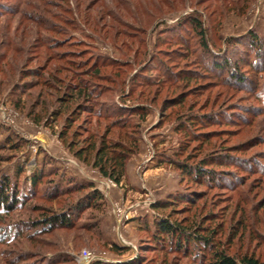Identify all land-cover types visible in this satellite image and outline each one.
Returning a JSON list of instances; mask_svg holds the SVG:
<instances>
[{
	"label": "rangeland",
	"instance_id": "obj_1",
	"mask_svg": "<svg viewBox=\"0 0 264 264\" xmlns=\"http://www.w3.org/2000/svg\"><path fill=\"white\" fill-rule=\"evenodd\" d=\"M30 1L42 4L38 0ZM51 1L49 8L52 15L44 13L43 9H38L41 11L39 14L46 16L50 25L63 28L65 36L67 34L85 40L82 45L69 49L83 48L84 58H96L100 65L106 59L117 61L114 64L116 68L125 66L127 63L124 61L128 60L129 65L123 76L124 88L127 90L136 85L131 98L135 103L146 102L149 113L141 123L138 152L128 162L126 177L121 183L103 177L97 168L75 157L58 136L68 114L59 117L57 122L50 119L55 109L60 108L55 96L57 91L52 87L42 89L41 86L33 87L25 94L14 93V90L19 82L29 79L23 77L26 68L40 66L44 70V78L51 71L59 69L56 73L63 77L67 74L65 65L77 68L71 64L70 58L79 59L73 55L47 58V52L65 48L49 50L48 46L43 47L39 39L42 36H65L49 31L50 28L44 29L17 13L19 9H29L28 12L38 14L33 7L21 4L19 0H0V4H7L12 11L0 15V52L4 53L0 55V156L4 158L0 163V174L8 173L14 175L15 179L16 167L23 165L25 173L15 181L21 184L30 178L36 167L43 165L57 171L55 175L72 176L79 183L92 182L105 201L102 209L87 207L81 215L74 217L73 227L58 228L49 234H35L30 222L41 213V209L36 207L60 210L69 206L70 197L72 201L77 196L81 199L90 191L87 188L54 200L37 195L42 192L54 194V190L45 189L48 186V177H45L39 188H36V194L28 197L25 207L8 217L3 216L4 219L0 221V236L13 224L16 227L13 232L20 230L23 234L10 237L8 241L4 239V242L0 238V264H79V256L85 251L102 257L88 264L99 260L105 264L119 263L113 261L130 260L136 258L137 254L143 256L142 264L162 261L166 262L164 264H201L175 253L139 252V242L145 236L140 228L143 222L153 221L152 204L167 198L169 194L182 191V183H186L185 180L179 183L180 170L166 163L169 158L177 157L174 154L181 143L183 153L179 157L182 159L190 152L199 154L197 148L200 142L203 144L202 154L218 150L250 159L264 155V63L256 71L248 62L242 63V59L249 60L251 65L254 62L253 52L243 44L248 43V35L254 32L264 40V0ZM189 16L201 19L207 31L211 54L205 51L188 23H183ZM114 19L121 20L123 24L116 23ZM181 36L191 44L189 53H182L187 51V45H181ZM158 38L168 41L159 42ZM235 39L243 43L235 45ZM143 49L149 53V65L148 62L141 63ZM216 52H220L232 64L240 62L242 70L249 77L245 85L227 83L216 74L206 73V61L209 57H216ZM146 66H149L148 70H145ZM162 67L169 68L175 76V86H169L168 81H152L141 85L133 83L135 79L131 78L132 75L137 73L138 81H143L144 75L157 77ZM112 69L113 65L101 68L102 72ZM178 77L181 79L178 80ZM102 83L111 87H105L99 99L111 103L108 100H114L120 93L121 84L111 81ZM181 91L185 92L184 102L177 104L178 101H175L165 109L164 100ZM18 96L22 99L19 107L14 104ZM35 102L40 103L33 106ZM190 107L194 112L208 113L221 109L230 113L235 110L240 117L235 116L237 121L230 124L206 126L205 130L213 131L206 141H190L187 147L184 143L187 141L185 133L177 132L176 124L178 112ZM32 112H40L43 116L40 123H35L30 117ZM246 118L247 122L244 121ZM90 119L91 124L88 123ZM98 120L83 112L73 123L71 131L79 130L80 139L88 134L84 129L87 126L102 133L103 123L102 127L99 124L103 121L99 123ZM118 130L113 128L111 135L115 136ZM16 138L26 140L22 149L13 150L9 147L10 140ZM244 142L248 143L247 147L236 151V146ZM151 161H154L152 166ZM256 162L264 166L263 157ZM228 170H235V167L230 166ZM239 174L242 178L236 180L233 189L188 183L198 192V201L192 209H181L175 216L182 219L213 212L215 216L212 224L222 226L219 235L231 253L256 252L264 259V172L259 169L253 172L239 170ZM238 219L244 222L234 229L232 226ZM31 233L34 235L30 236ZM114 242L131 246L132 249L118 254L111 249Z\"/></svg>",
	"mask_w": 264,
	"mask_h": 264
},
{
	"label": "trees",
	"instance_id": "obj_2",
	"mask_svg": "<svg viewBox=\"0 0 264 264\" xmlns=\"http://www.w3.org/2000/svg\"><path fill=\"white\" fill-rule=\"evenodd\" d=\"M28 1L30 0H19L21 4L23 3L24 5L33 7L38 14L28 12L29 9H19L17 10V13L21 14L23 17H27L28 20L33 21L40 27H44V29L50 28L49 31L58 32V34L65 36L66 32L63 28H57L50 25L48 18L39 14L41 13L39 10L43 9L44 13L52 15L51 8H49V5L52 2L51 0H38L42 2L40 5H37L36 2ZM246 1L254 2L255 0ZM59 5L60 4H58V6ZM10 10L11 9L7 4H0V15L7 11H9L8 13H11L12 11ZM55 17H59L60 20L62 19L60 16ZM114 20L118 24H123L119 19ZM184 22L188 23L189 27L196 32L205 51L208 53L210 52L209 54H211L212 51L210 48L211 46L208 45L207 31L204 28L201 19L189 16L183 20V23ZM118 33H120V31ZM83 36L89 35L84 34ZM180 38H182V42H180L181 45L183 47L187 45V51L182 53H189L191 44H188L187 38L183 36ZM248 38V43H243V41L235 39L234 44L238 45V43H243L247 46H245L247 49H250L253 52V64L251 65L247 59H242V63L248 62L253 70L256 71L260 69L264 63V40L257 37V34L254 32L249 34ZM158 39L159 42L168 41L166 38ZM39 42H42L41 44L45 48L48 46L49 50L64 47L65 50H59L52 53L47 52V58L57 59L65 57L66 55L67 57L73 55L72 57H77L79 60H71L70 58L69 61L71 64H75L77 68H68L65 65L66 69L65 67L64 69L67 72L65 76H58L56 73V71L59 70L58 69L48 73V77L46 78H44V70L40 69V66L26 68L24 69L23 77L29 79L19 82L17 87H15L14 93L25 94L26 91L37 86H41L42 89L44 87H52V89L56 90L57 92L55 96L60 104V108L55 109V112L50 119H55L57 122L59 117L68 114L62 130L58 134L59 138L67 146L69 151L79 160L84 163H90L93 167L97 168L98 172L103 177H108L117 184L121 183L126 177L128 162L131 157L138 152V139L140 136L141 123L146 119L149 113V108H146L147 106L145 105L146 102L135 103L136 101L131 98L134 95V87H136V85L131 86L127 90L124 88L125 82L123 76L126 73V67L129 65L128 60L124 61L127 63L125 66H117V68L114 65L117 61L114 62L107 59L106 61L102 60V65H100L101 63L96 58L94 60L93 58L90 60L84 58L83 48L75 50L69 49L68 47L71 46L82 45L85 40L75 38V36L70 37L67 34L64 38H44L42 36L39 39ZM138 50L139 49L136 51ZM216 53V57H209V60L206 61L205 67L209 70H207L206 73L216 74L221 81L227 83L236 84L238 86L245 85L248 76L246 72L242 70V66L239 64L240 62L232 64V62L222 56L220 52ZM3 54V52H0V55ZM148 56L149 53L147 51L145 52V49H143L141 63L146 64L148 62ZM91 61L93 62L91 63ZM150 63L148 62L147 65ZM104 65H113V69L109 72H102L101 68ZM148 69L149 66H146L145 70ZM161 69L162 72H159L157 77L154 78L149 75H144V80L138 81L139 75L137 73L132 75L131 78L135 79V82H133L134 84H148L152 81L164 83L168 81L169 86L172 87V84L174 85L176 83V80H174L175 76L169 68L162 67ZM179 79H181V77H178V80ZM102 81H111L121 84L122 90L120 93L114 100H108L111 101V103L106 102L105 99H99L101 94H103V91L106 90L105 87H111L109 84H103ZM253 82L255 83V81ZM42 89L41 91H43ZM184 99L185 92H175L169 96V98L164 100V107L166 109L175 101H178L177 104H182ZM262 100L264 101V97ZM132 101H134V103H131ZM21 103L22 99L18 96L14 104L19 107ZM39 103L40 102H35L33 106H36ZM40 112L30 113V117L35 123H40L43 119ZM83 112H86L90 116L97 117L99 123L101 120L103 121L99 124L102 127L103 123L102 133L94 131V129L92 130L87 126L84 127V129L88 134L80 139L79 130L71 131L73 123ZM178 113L176 131L185 133L187 141H184V143L186 146L190 141H206L205 139L213 133L212 130H205L206 126L225 123L230 124L232 121H237L235 116L240 117L236 114L238 112H235V110L231 111V113L223 111L222 109L208 113L194 112L192 107L185 110L182 109ZM243 115H246V113ZM244 121L247 122V118ZM88 123L91 124V119ZM115 127L120 130L116 131L115 136H113L111 133ZM10 142L9 147L13 150L22 149L25 143H27L26 140L22 138H16V140H10ZM247 144V142H244L236 146V151L243 150L247 147ZM202 146L203 144L200 142L197 148L199 154L190 152L182 159L179 157V155L183 153V144L181 143L180 147L174 154V156L177 157L169 158L166 162L180 170L181 176L179 183H182L184 180L186 183H182V191L169 194L167 198L152 204L154 210L153 221L143 222L142 227L140 228V230L145 233V236L139 242V252L157 251L164 254L175 253L189 257L194 262L201 264H264V259L260 255H257L256 252H230V249L223 243L219 235L222 226L220 227L219 224H212L215 216L213 212H207L200 216H185L182 219L175 216L181 209H192V206L196 205L198 201V198H196L198 192H196L195 188L191 187L192 185L189 186L188 183L209 188L233 189L236 186V180L242 178L239 174V170L253 172L255 169H259V171L264 172V166H262V168L256 162L257 160H261V157L264 159V155L250 159L245 156L234 155L229 152L218 150H211L202 154ZM3 160V156H0V163ZM230 166L235 167V170H228V167ZM224 167L227 169H221ZM56 172L57 171L53 168H45L43 165L36 167L30 178L21 184H18L15 181H18L20 176L25 173V166L23 165L16 167V180L14 179V175L11 176L8 173L0 174V221L4 219L3 216L8 217L16 210L25 207L28 197L36 194V188H39L45 177H48V180H46L48 186L45 189L48 191L54 190V194L42 192L37 195L41 194L43 196H48L50 199L54 200L61 199L63 196L68 197L73 193L77 194V192H81L83 189L89 188L90 191L81 199L77 196L75 198L76 200L72 201V198L70 197L68 200L69 206L60 210L53 211L45 206L42 208L36 207L39 210L41 209V213L30 222L35 234H49L58 228L73 227L72 224L74 217L81 215L87 207L98 209L104 207L105 201L103 200V194L94 187L92 182L79 183L75 177L55 175ZM46 193L48 194L46 195ZM179 205L181 208H179ZM243 222V219H238L237 223L232 227L237 229L239 224L241 225ZM15 228V224H13L6 229L5 232H2L3 234L0 238L3 239V242L4 239L8 241L10 237L15 235H23L20 230H15L13 232V229ZM31 235L33 236L34 234L31 233L30 236ZM111 249L122 255L132 248L131 246L121 245L114 242L111 244ZM142 257L141 254H137L136 258L122 260L119 263L113 264H142ZM164 263L166 262H151L148 264ZM92 264L105 263L99 260L95 261V263L92 262Z\"/></svg>",
	"mask_w": 264,
	"mask_h": 264
},
{
	"label": "built area",
	"instance_id": "obj_3",
	"mask_svg": "<svg viewBox=\"0 0 264 264\" xmlns=\"http://www.w3.org/2000/svg\"><path fill=\"white\" fill-rule=\"evenodd\" d=\"M152 203V202H151ZM100 256H95L90 251H85L82 255L79 256V264H88L95 259H101ZM113 262H120V260H114Z\"/></svg>",
	"mask_w": 264,
	"mask_h": 264
},
{
	"label": "crops",
	"instance_id": "obj_4",
	"mask_svg": "<svg viewBox=\"0 0 264 264\" xmlns=\"http://www.w3.org/2000/svg\"><path fill=\"white\" fill-rule=\"evenodd\" d=\"M154 164V161H151V165L150 166H152ZM150 170V169H149Z\"/></svg>",
	"mask_w": 264,
	"mask_h": 264
}]
</instances>
